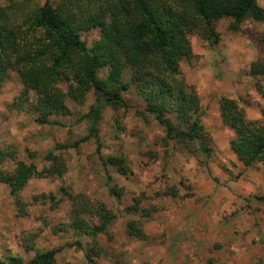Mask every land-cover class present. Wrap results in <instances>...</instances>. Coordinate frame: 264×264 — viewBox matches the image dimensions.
Masks as SVG:
<instances>
[{
	"label": "rangeland",
	"instance_id": "obj_1",
	"mask_svg": "<svg viewBox=\"0 0 264 264\" xmlns=\"http://www.w3.org/2000/svg\"><path fill=\"white\" fill-rule=\"evenodd\" d=\"M43 2L0 0V6L12 3L28 11ZM255 2L264 11V0ZM229 22L222 18L214 24L218 41L213 46L190 36L192 57L179 65V76L199 98L204 154L195 142L163 141V129L154 118L140 115L145 106L132 85L121 93L126 108H102L95 123L96 154L89 123L81 118L94 102L92 91L82 103L66 98L67 114L50 117L55 124L37 125L26 107L13 108L21 85L14 72L8 73L0 87V150L14 148L16 159L37 171L47 165L45 156L51 152L64 160L66 173L29 179L20 192L27 214L23 217L15 216L8 188L0 184V261L14 257L24 263L62 247L53 264H88L83 250L72 245L80 241L85 247L86 239L68 229L65 191L82 194L94 210L102 206L114 215L106 234L97 236L95 264H264V200L256 199L264 196V163L244 167L236 160L228 145L232 132L218 112V100L230 97L247 120L264 123V76L248 74L262 45L264 23L247 17L231 32ZM98 36L93 28L81 32L80 40L89 48ZM128 77L125 71L123 80ZM58 87L65 92L67 83ZM34 98L30 92L28 102ZM75 142V149H55ZM100 157H121L127 172L118 174L102 165ZM167 190L174 195H166ZM132 206L137 211H126ZM131 221L140 225L143 239L126 234Z\"/></svg>",
	"mask_w": 264,
	"mask_h": 264
},
{
	"label": "trees",
	"instance_id": "obj_2",
	"mask_svg": "<svg viewBox=\"0 0 264 264\" xmlns=\"http://www.w3.org/2000/svg\"><path fill=\"white\" fill-rule=\"evenodd\" d=\"M247 17L264 23V11L255 0H44L28 11L7 3L0 6V87L9 72L18 76L21 89L12 106L17 111L26 107L35 115L37 125L55 124L50 117L67 114L66 98L82 103L92 91L94 102L81 118L89 123L88 136L94 138L98 154L95 123L101 110L104 106L126 108L121 93L132 85L145 106L140 115L154 118L163 129V141L195 142L204 154L207 147L198 118L199 98L179 76V65L192 57L190 36L213 46L218 41L216 22L228 18L227 29L236 32ZM93 28L99 36L87 48L80 33ZM261 40L259 54L248 66L253 77L264 76V34ZM104 69V77L99 78ZM125 71L127 82L123 80ZM61 82L67 83L65 92L58 87ZM30 92L35 98L29 103ZM218 112L222 125L232 132L228 145L236 160L244 167L264 163V123L247 120L230 97L218 100ZM261 116L264 118L263 111ZM70 147L75 149L77 142L55 145V149ZM99 160L120 175L127 172L121 157ZM45 161L47 165L37 171L33 164L17 160L14 148L0 150V184L8 188L16 217L27 215L20 192L29 179L60 178L66 173L59 155L49 152ZM8 164L11 167L7 169ZM110 192L118 195L112 188ZM169 192L166 195H174ZM64 195L70 203L68 229L86 239L85 247L80 241L72 245L83 250L88 264H95L92 257L99 251L97 236L106 234L114 215L102 206L94 210L82 194L64 191ZM256 199L264 200V196ZM126 234L145 237L133 221L127 223ZM61 248L35 254L24 263L9 257L0 264H53Z\"/></svg>",
	"mask_w": 264,
	"mask_h": 264
}]
</instances>
